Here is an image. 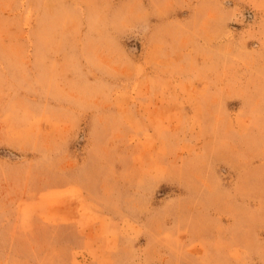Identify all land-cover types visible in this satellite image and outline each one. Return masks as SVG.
Segmentation results:
<instances>
[{"label": "rangeland", "instance_id": "1", "mask_svg": "<svg viewBox=\"0 0 264 264\" xmlns=\"http://www.w3.org/2000/svg\"><path fill=\"white\" fill-rule=\"evenodd\" d=\"M0 264H264V0H0Z\"/></svg>", "mask_w": 264, "mask_h": 264}]
</instances>
